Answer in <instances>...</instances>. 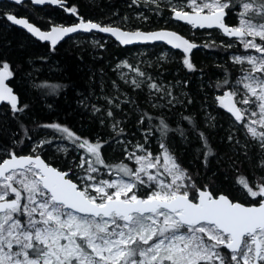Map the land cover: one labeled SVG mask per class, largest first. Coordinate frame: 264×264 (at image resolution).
Here are the masks:
<instances>
[{
  "label": "snow or ice",
  "instance_id": "obj_1",
  "mask_svg": "<svg viewBox=\"0 0 264 264\" xmlns=\"http://www.w3.org/2000/svg\"><path fill=\"white\" fill-rule=\"evenodd\" d=\"M240 3L243 11L236 27L223 22L230 0H184L173 4L172 11L175 19L193 28H219L246 50L259 54L234 57V62L250 66L237 81L245 91H226L217 99L237 122L249 110L237 104L256 106L259 112L253 110L251 116L259 118L245 122L244 127L264 149V131L258 132L252 126L264 129V0ZM65 10L76 13L75 8ZM7 19L23 25L41 40H51L53 45L70 33L95 29L110 33L121 44L164 41L185 54L198 47L171 31L126 32L81 19L74 26L53 27L45 33L25 19L11 14ZM183 63L189 70L193 68L188 58ZM11 75L9 65L4 63L0 69V100L8 99L13 110H20L5 84ZM151 87L159 90L156 84ZM238 95L242 99H235ZM108 115L112 116V112ZM46 127L63 133L73 143L80 141L77 147L86 149L88 156H82L77 167L86 175L79 178V183L74 182L67 172L39 155L11 154L0 162V264H264V177H259L254 187L247 178L238 179L256 201L245 205L223 192L212 191L209 185L199 186L163 141L158 155L137 145L146 154L130 153L126 158L134 157L136 165L131 168L123 162L106 164L100 143L81 141L58 124ZM159 130L163 138L168 131L163 120ZM212 154L209 149L205 161ZM95 165L114 169L118 178L98 180L91 175L99 171ZM141 189L149 190L141 195Z\"/></svg>",
  "mask_w": 264,
  "mask_h": 264
},
{
  "label": "trees",
  "instance_id": "obj_2",
  "mask_svg": "<svg viewBox=\"0 0 264 264\" xmlns=\"http://www.w3.org/2000/svg\"><path fill=\"white\" fill-rule=\"evenodd\" d=\"M64 1L65 5L55 7H36L28 1L18 5L5 0L0 2V68L4 63L9 65L12 75L8 83L19 97L17 109H20L0 105V162L11 150L16 154H28L32 143L39 142L40 155L66 171V159L50 151L51 142L66 140L63 133L46 127L52 124L68 128L81 141L100 143L101 154L108 159L113 139L112 136L109 140L106 138L109 135L108 117L112 122L119 117L124 121L120 133L128 134L136 128L140 134L143 131L140 138L145 142H153L154 138L163 141L199 186L209 185L212 191L223 192L246 205L256 203L246 197L245 192L239 191L238 179L243 176L250 181L264 177L261 167L264 150L251 145L250 139L241 132L230 131L232 117L214 101L215 95L229 89L238 76L239 70L228 61L231 50L216 41L198 46L190 55H184L193 64L189 70L182 62L183 54L171 49L176 61H157L152 69L153 79L162 78L170 87L164 95L174 99L168 103L159 101L162 103L159 108V104L148 102L153 99L144 96L145 84L135 76L131 80L136 83L124 85L111 71L116 61L138 46L123 47L109 36L86 33L69 37L52 47L11 25L7 19L9 14L24 16L41 29H47L51 21L70 24L80 17L105 24L112 20L115 10L116 13L123 12L128 0ZM132 2L136 9L150 11L148 21L141 29L168 28L187 37L182 32L183 25L176 28L170 18L163 20L166 16L163 9L147 2ZM230 5L225 21L235 25L234 12L239 8L240 0H230ZM66 8H75L76 13L66 11ZM113 20L118 23L117 19ZM193 31L217 32L215 29ZM91 37L95 39L92 41ZM219 37L227 39L223 35ZM142 46L165 47L163 44ZM109 111L112 116H106ZM161 120L168 127L163 138L159 130ZM147 123L149 126L145 130ZM117 136L118 133L114 138ZM79 142L74 146L85 151L77 147ZM118 145L116 141L115 146ZM209 149L213 154L205 161ZM114 155L117 158L118 154L114 152ZM66 157H70V152ZM69 177L74 179L71 173ZM223 251L227 254L226 249Z\"/></svg>",
  "mask_w": 264,
  "mask_h": 264
},
{
  "label": "rangeland",
  "instance_id": "obj_3",
  "mask_svg": "<svg viewBox=\"0 0 264 264\" xmlns=\"http://www.w3.org/2000/svg\"><path fill=\"white\" fill-rule=\"evenodd\" d=\"M135 1H142V2H147L152 5H156L160 9H163L166 11V16H164L163 20H168L170 18L172 25L176 26L178 28L180 25H183L182 32L187 36L188 39L192 40L193 42L196 43L198 46H203V44H211L213 41H216L218 45H221L223 48H227L231 50L228 54V61L237 69L239 70L238 76L235 80V82L232 84V86L229 89L224 90L221 93H218L215 95L214 101L217 106L222 108L220 101L217 99V97H222L226 91H233L236 90L238 93H243L245 90L243 89L242 85H238L237 81L244 75V70L248 69L250 66L245 62V63H236L234 62V57L236 56H246V55H259L256 53L253 49H245L243 45L236 39V38H229L226 37V40H221L219 37L221 34L220 31L217 30L215 34H210L208 33H195L191 26L187 24H181L176 21H173L171 19V14L173 13L172 11V5L173 4H178L184 2V0H135ZM124 4V3H123ZM186 11H191V9L186 8ZM242 5L240 3L238 10H236V15L235 20L236 24L233 26H239V13L242 12ZM225 13H227V10L225 9ZM150 11H145L142 9H136L133 6L132 0H128L124 4V9L122 13H116L115 12L111 15V19L109 22H106V25L110 26H118L120 28L126 29V30H143L141 29L144 27L148 21V18L150 17ZM79 19L87 20L84 19L83 17H80ZM113 19H117L113 20ZM90 20V19H89ZM98 22V21H97ZM164 23V22H163ZM54 24H62L65 25V23H57L54 21H51L48 23L47 28L49 26L54 25ZM134 25V26H133ZM161 28V27H160ZM197 38L199 40H197ZM250 39V37H248ZM95 38L91 37L90 40H94ZM257 42L259 40L257 39ZM228 45H231V47H228ZM171 49L168 47H156V48H148L145 46H138L136 49L131 50L127 56L121 60L116 61L113 66L111 67V71L115 74L117 79H120L124 85L131 84L133 81L131 80L133 76L135 78L145 84V92L144 96L145 97H151L153 100L148 99V102L151 105L159 104V108L162 107V103H158L159 101H162L163 103H168V102H173L174 99L171 97H168L165 94V91L170 89V87L167 85L164 79L160 78L157 79L156 81L153 79V74L152 69L153 66H155V62H166V61H176L175 57L173 56V53L170 51ZM182 62L185 59V56L181 58ZM185 65V64H184ZM186 66V65H185ZM187 67V66H186ZM139 73H143V75H140ZM152 84H156L159 88V90L154 89L151 87ZM177 89V88H176ZM178 90V89H177ZM122 97L123 94H120ZM235 99L239 100L242 99V95H238ZM156 100L157 102H155ZM154 101V102H153ZM237 106L241 109L248 108L249 110L244 113V119L240 122H237L235 119L231 118V124H230V131H239L243 135L247 136L250 139V142L252 143L251 145L255 146L258 150H261L262 148L260 147V141L257 139H254L247 131V129L244 127L245 122H249L250 120L253 119H258L259 116H251V111L255 110L257 113L259 110L256 108V106L253 104L250 108L248 105L244 104H237ZM106 116H109L108 113ZM108 122V131L109 135L106 137L112 136L113 139L110 142V148H109V157L108 159H105L103 156L102 158L106 161V164L108 165H116L121 162L126 163L129 167L134 168L135 162H134V157L132 159H127L126 157L130 153H136L137 155H144L146 153L141 152L138 150L136 147L137 145H142L148 152H151L153 155H158L162 151L160 148V144L162 141H160L157 138H154L153 142H145L144 138H140V135L143 134V131H141V134L138 133V129L136 130L133 129L131 132L128 134H122L119 131L123 128V119L116 117L114 119V124L109 118ZM140 123V121H138ZM148 123L146 124V129H148ZM253 127L257 128V131H264V129H260L259 125H252ZM118 133V136L115 137V134ZM107 140V139H106ZM109 140V138H108ZM119 142L118 146H115V142ZM53 143V144H52ZM98 143V142H93V144ZM38 145L40 146L41 144L39 142L32 143V148L28 154L30 155H40V151L37 149ZM50 146V151L54 155H61V159H66V162L68 163L66 171L68 173H71L73 175V181L79 183V178L83 177L86 175L85 171L79 167H77L80 162H81V157L82 156H88V153L85 149V151H79L76 146H74V143L68 139L66 140H59L56 142H51L49 144ZM168 148V147H167ZM35 149V151H33ZM169 151L172 153L170 148H168ZM264 150V149H262ZM49 151V150H48ZM72 151V152H71ZM70 152V157L67 158V154ZM114 152L116 155L118 154L117 158L114 155ZM11 154L16 153L11 150L8 153V156H11ZM173 154V153H172ZM7 156V157H8ZM91 159V157H89ZM117 159V160H116ZM50 164V163H49ZM99 171L97 173H91V175H94L97 177L98 180L100 179H111V178H118V174L114 169H108L106 167L100 166V165H95ZM232 168V164L229 165ZM87 165H85V168ZM94 181H90L89 183H92ZM255 182H257V179H252L250 180L251 185L254 187ZM149 189H141L140 194L144 195ZM240 192H245L244 195L250 199H252L250 196H248L247 192L245 189H243L241 185V189L239 190ZM247 198V199H248ZM225 252V251H224ZM226 254V253H225Z\"/></svg>",
  "mask_w": 264,
  "mask_h": 264
},
{
  "label": "water",
  "instance_id": "obj_4",
  "mask_svg": "<svg viewBox=\"0 0 264 264\" xmlns=\"http://www.w3.org/2000/svg\"><path fill=\"white\" fill-rule=\"evenodd\" d=\"M1 1H4V0H0V2H1ZM5 1L10 2V3H13V4H17V5H18V4H22V3L25 2V1H28L31 5L36 6V7H43V6H53V7H55V6H62V5H65V4H66V1H64V0H62L61 3H49V2H45V3H43V4H36V3L33 2V0H21L20 3H17L16 0H5ZM14 16H15V15H14ZM15 17L18 18V19H25V20H27V21H28L29 23H31L34 27H37L40 31L45 32V33L50 32L51 29H52L53 27H60V26H62V27H70V26H74L75 24L79 23L80 20H81V19H79L77 22L70 23V24H65V25H62V24H54V25L49 26V28H47V29H41L40 27H38L36 24H34L33 22H31L28 18H26V17H24V16H15ZM225 17H226V13H225V16H224V18H223V22L225 23V25H226V26H229V27H235V26H233V25H230V24L226 23V21H225ZM171 19H172L173 21H176V22L181 23V24H187L185 21L175 19V18H174V13L171 14ZM8 21H9V20H8ZM84 21L88 22V21H91V20H84ZM91 22H94V23L100 24V25H102V26H110V25H106V24H101V23L96 22V21H91ZM9 23H10L11 25H14V26H16V27L22 29L23 31H25L26 33H28L32 38L36 39L37 41H40V42H47V43L50 44V46H52V47H55L56 45H58L60 42L64 41L65 39H67V38H69V37H72V36H75V35H78V34L99 33V34H101V35L111 37L116 43H118L119 45H121V46H123V47H125V46L128 47V46L150 45V44H163V45H165L166 47H168V48H170V49H172V50H175V51H178V52L182 53L183 55H190V54L192 53V51L195 49V48H193V49H191V51H190L189 53L185 54L184 51H183L182 49H176V48H173V47H171V45L167 44V43L164 42V41H136V42H133V43H131V44H121L120 41L117 40L116 37L113 36V35H111L110 33L100 32V31L95 30V29H94V30H91V31H88V32H85V31H82V30H78L77 32L70 33V34H68V35H66V36H63L62 38L58 39L57 43H56L55 45H53V44L51 43V40H41L38 36L33 35L31 32H29V31H28L23 25H17V24H14L12 21H9ZM187 25H189V24H187ZM189 26H191V25H189ZM112 27L119 28L121 31H126V32H134V31H137V30H126V29L120 28V27H118V26H112ZM191 28L194 29V30H195V29H200V28H193L192 26H191ZM204 29H205V30H212V29H215V30L220 31L221 34H222L223 36H225V37L235 38V37H232V36H229V35H225V34H223V31H222L221 29H219V28H215V27H213V28H211V29H208V28H204ZM204 29H200V30H204ZM138 31L143 32V33H152V32H157V31H171V32H176L177 34L181 35L183 38L189 40L191 43L196 44L195 42H193L192 40L188 39L187 37H185V36L182 35L181 33L177 32V31H175V30H172V29H168V28H156V29H150V30H138ZM2 68H3V67H1L0 69H2ZM8 80H9V77L5 80V84H6V85L12 90V95H14V96L16 97V104L18 105V103H19V97H18V95L13 91L12 87L9 85ZM1 104H7V105H9L10 107H12V106H11V102H10L8 99L0 100V105H1ZM237 107H238V106H237ZM222 109L225 111V113H227V114L230 115L233 119H235V117H234L231 113H229L225 108L222 107ZM16 155H17V156H28V155H30V154H19V155L16 154ZM38 155H39V154H38ZM33 156H35V155H33ZM39 156H40L43 160H45L41 155H39ZM9 158H10V156L6 157L5 159H9ZM2 161H3V160H2ZM2 161H1V162H2ZM45 161H46V160H45ZM46 162H47V161H46ZM47 163H48V162H47ZM50 165H52V164H50ZM52 166H53V165H52ZM53 167H55V166H53ZM56 168H57V167H56ZM57 169H58V168H57ZM59 170H60V169H59ZM61 171H62V170H61ZM64 172H67V171H64ZM67 173H68V172H67ZM68 174H69V173H68ZM69 178H70V177H69ZM245 205H246V204H245Z\"/></svg>",
  "mask_w": 264,
  "mask_h": 264
},
{
  "label": "flooded vegetation",
  "instance_id": "obj_5",
  "mask_svg": "<svg viewBox=\"0 0 264 264\" xmlns=\"http://www.w3.org/2000/svg\"><path fill=\"white\" fill-rule=\"evenodd\" d=\"M18 155H19V154H18ZM4 159H5V158H4ZM4 159H3V160H4Z\"/></svg>",
  "mask_w": 264,
  "mask_h": 264
}]
</instances>
